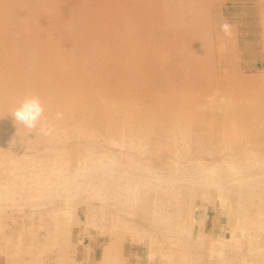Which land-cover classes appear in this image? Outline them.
I'll return each instance as SVG.
<instances>
[{"label":"rangeland","instance_id":"obj_1","mask_svg":"<svg viewBox=\"0 0 264 264\" xmlns=\"http://www.w3.org/2000/svg\"><path fill=\"white\" fill-rule=\"evenodd\" d=\"M0 264H264V0H0Z\"/></svg>","mask_w":264,"mask_h":264},{"label":"clouds","instance_id":"obj_2","mask_svg":"<svg viewBox=\"0 0 264 264\" xmlns=\"http://www.w3.org/2000/svg\"><path fill=\"white\" fill-rule=\"evenodd\" d=\"M223 27L227 29L228 25L225 24ZM56 116L59 119L62 114L57 113ZM12 117L16 123L22 124L27 129H35L40 125L39 131L42 135L51 133V128L44 118V105L38 96L29 95L21 100L13 110Z\"/></svg>","mask_w":264,"mask_h":264},{"label":"bare ground","instance_id":"obj_3","mask_svg":"<svg viewBox=\"0 0 264 264\" xmlns=\"http://www.w3.org/2000/svg\"><path fill=\"white\" fill-rule=\"evenodd\" d=\"M97 9V8H96ZM180 10V9H179ZM96 11V10H95ZM98 13V12H97ZM97 15V14H96ZM100 15V14H99ZM176 19V18H175ZM183 20V19H182ZM101 21V20H100ZM180 22V21H179ZM175 23V22H174ZM179 24V23H178ZM133 29V28H132ZM123 36V35H122ZM195 47V46H194ZM67 95V94H66ZM123 100V99H122ZM137 100V99H136ZM125 101V100H124ZM134 101V100H133ZM127 102V101H126ZM137 102V101H136ZM133 103V102H132ZM186 104V103H185ZM106 105V104H105ZM128 105V104H127ZM131 105V104H130ZM107 106V105H106ZM121 106V105H120ZM120 106H118V107H120ZM105 107V106H104ZM122 107V106H121ZM129 107V106H128ZM127 107V108H128ZM122 109V108H121ZM124 109H126V107L124 108ZM129 109V108H128ZM138 109V108H137ZM119 110V109H118ZM131 110H133V109H131ZM179 110V109H178ZM113 111H115V110H113ZM129 116H130V114H129ZM113 117V116H112ZM179 118V117H178ZM140 128V127H139ZM133 129V128H132ZM144 135H145V133H144ZM139 137V136H138ZM139 138H141V137H139ZM135 139V138H134ZM136 143V142H135ZM137 144V143H136ZM139 145V144H138ZM222 198V197H221Z\"/></svg>","mask_w":264,"mask_h":264}]
</instances>
